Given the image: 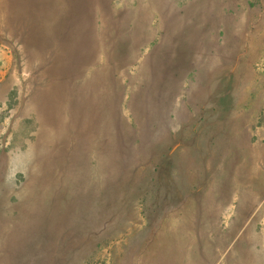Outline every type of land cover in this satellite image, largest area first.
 <instances>
[{
	"label": "rangeland",
	"instance_id": "rangeland-1",
	"mask_svg": "<svg viewBox=\"0 0 264 264\" xmlns=\"http://www.w3.org/2000/svg\"><path fill=\"white\" fill-rule=\"evenodd\" d=\"M0 264H264V0H0Z\"/></svg>",
	"mask_w": 264,
	"mask_h": 264
}]
</instances>
